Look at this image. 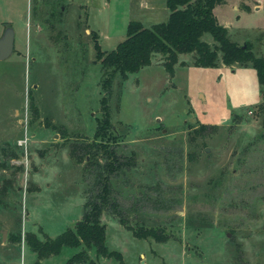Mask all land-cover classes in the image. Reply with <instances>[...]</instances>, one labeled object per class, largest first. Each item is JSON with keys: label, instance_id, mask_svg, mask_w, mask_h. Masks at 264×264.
Listing matches in <instances>:
<instances>
[{"label": "rangeland", "instance_id": "374dc122", "mask_svg": "<svg viewBox=\"0 0 264 264\" xmlns=\"http://www.w3.org/2000/svg\"><path fill=\"white\" fill-rule=\"evenodd\" d=\"M48 1L0 0V35L6 26L14 32L12 52L0 58V264H32L25 233L54 237L82 214L89 178L70 143L92 138L102 112L92 31L109 50L128 20L148 26L168 14L165 0H58L60 19L51 23L38 17ZM263 3L221 0L212 9L228 38L262 56ZM200 37L212 42L208 32ZM191 55L178 53L169 73L156 52L113 77L116 150L133 155L110 177L113 192L127 223L161 227L166 237H137L104 209L105 244L125 264H264V95L249 64L193 65ZM200 123L205 130L193 134ZM157 194L168 208L152 204ZM79 249L64 246L39 264ZM89 254L120 264L94 248Z\"/></svg>", "mask_w": 264, "mask_h": 264}, {"label": "trees", "instance_id": "16d2710c", "mask_svg": "<svg viewBox=\"0 0 264 264\" xmlns=\"http://www.w3.org/2000/svg\"><path fill=\"white\" fill-rule=\"evenodd\" d=\"M220 1L165 0L168 8L165 20L148 26L136 19L128 20L125 36L109 50L100 47L96 32L92 31L94 60L99 61L102 71V112L95 117L96 125L92 138L73 140L70 143V152L74 159L78 162L85 160V175L89 178L82 214L73 227H67L54 237L41 240L34 233L26 232L24 238L37 256L32 264H39L40 259L59 253L64 246H80V249L73 252L64 262L56 264H98L89 254L91 248H94L96 255L114 256L120 264H125L120 252L107 248L105 244V223L101 219L104 209L110 210L118 221L137 237L152 236L157 240L166 237L161 227L143 224L133 226L127 223L126 216L121 211L110 177L123 170V167L133 164V155L131 153L126 156L116 150L117 133L110 122L107 100L115 75L122 79L127 72L149 64L152 54L156 52L162 55V65L169 73L178 60V53L186 52L192 54L193 65L212 66L218 61L223 64H249L255 70L261 94L264 95V56L254 54L247 40L242 45L228 38L226 27L217 21L212 11L213 6ZM45 5L39 8V19L51 23L53 20H59L61 7L58 0H49ZM203 32L210 34L211 43L200 37ZM179 62L182 63V60ZM30 105L33 111L37 110L32 95ZM52 127L61 135L67 133L64 125L53 124ZM205 128L206 124L200 123L192 132L196 135L202 134ZM148 198L155 207L169 206L158 194ZM14 238L19 239L20 235L17 234Z\"/></svg>", "mask_w": 264, "mask_h": 264}, {"label": "water", "instance_id": "95a60500", "mask_svg": "<svg viewBox=\"0 0 264 264\" xmlns=\"http://www.w3.org/2000/svg\"><path fill=\"white\" fill-rule=\"evenodd\" d=\"M14 32L11 26H6L0 35V58L7 57L13 50ZM244 43H242L243 45ZM4 235V231H3Z\"/></svg>", "mask_w": 264, "mask_h": 264}, {"label": "built area", "instance_id": "2783aa9c", "mask_svg": "<svg viewBox=\"0 0 264 264\" xmlns=\"http://www.w3.org/2000/svg\"><path fill=\"white\" fill-rule=\"evenodd\" d=\"M22 141H23V139H22Z\"/></svg>", "mask_w": 264, "mask_h": 264}, {"label": "crops", "instance_id": "0c3cea01", "mask_svg": "<svg viewBox=\"0 0 264 264\" xmlns=\"http://www.w3.org/2000/svg\"><path fill=\"white\" fill-rule=\"evenodd\" d=\"M140 1V0H139Z\"/></svg>", "mask_w": 264, "mask_h": 264}]
</instances>
